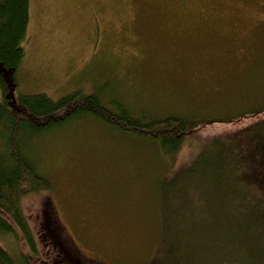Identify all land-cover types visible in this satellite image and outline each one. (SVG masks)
I'll return each instance as SVG.
<instances>
[{
    "label": "rangeland",
    "instance_id": "1",
    "mask_svg": "<svg viewBox=\"0 0 264 264\" xmlns=\"http://www.w3.org/2000/svg\"><path fill=\"white\" fill-rule=\"evenodd\" d=\"M25 40L15 96L57 102L79 93L149 121L208 122L177 152L91 115L17 135L51 185L21 201L38 247L32 264L46 253L43 212L84 264H219V252L235 258L234 235L216 221L210 228L218 213L205 185L211 166L228 159L224 135L254 124L259 118L237 120L264 108V0H29ZM230 144L236 153L248 146L241 138ZM237 165L248 166L226 162L228 170ZM14 233L1 235L0 246L15 259L30 256Z\"/></svg>",
    "mask_w": 264,
    "mask_h": 264
},
{
    "label": "trees",
    "instance_id": "2",
    "mask_svg": "<svg viewBox=\"0 0 264 264\" xmlns=\"http://www.w3.org/2000/svg\"><path fill=\"white\" fill-rule=\"evenodd\" d=\"M28 6L29 0H0V91L4 94V99L0 101V236L15 234L16 229L23 237L30 256L15 259L0 246V264H32L31 260L38 256L37 242L22 212L21 201L29 194L49 192L51 188L50 183L37 173L23 155L17 135H22L26 130L36 133L53 125L65 124L79 115H91L123 133L157 142L164 151L177 152L188 134L198 127L203 129L208 125V122L185 121L174 117L149 121L133 117L128 109L120 106L112 105V111L103 106L96 96H83L79 93L66 96L57 102L42 94L15 96L17 70L24 56L22 45L26 41ZM262 115L264 108L237 120L243 122L259 118L257 123L243 130L224 135L228 140V159H219L207 172L210 182H206L205 186L211 191L213 211L218 213L212 214L210 228H214L215 221L219 230L226 228L229 236L234 235L233 251L239 250L235 258L229 252V258L223 257L219 252V264H229L230 260L233 264H264V254L258 253L256 249L264 247ZM257 128L262 133H256ZM240 138L247 141L248 146L239 145L236 153L232 150L230 139ZM208 157V152L200 153L199 164ZM229 158L247 162L248 166L237 165L233 170H228L226 162ZM244 208L250 211L248 216L243 213ZM43 213V217H46V213ZM44 221L41 231L46 233L44 227L48 226L45 218ZM54 231L51 230L61 243L59 234ZM42 238L44 240L38 243L40 246L42 241L45 243L49 239L46 235ZM249 246H252L251 251ZM228 250H232L229 243Z\"/></svg>",
    "mask_w": 264,
    "mask_h": 264
},
{
    "label": "flooded vegetation",
    "instance_id": "3",
    "mask_svg": "<svg viewBox=\"0 0 264 264\" xmlns=\"http://www.w3.org/2000/svg\"><path fill=\"white\" fill-rule=\"evenodd\" d=\"M45 218V217H44ZM45 234L49 239L48 242L41 243L43 249L45 248L46 253L43 257H39L37 260L40 264H84L78 258H76L70 250L54 237L51 229L44 227ZM89 261L87 260V263ZM93 264H99L93 261Z\"/></svg>",
    "mask_w": 264,
    "mask_h": 264
}]
</instances>
